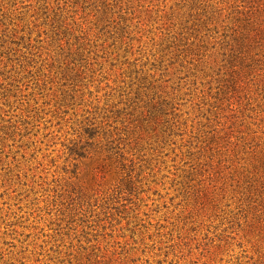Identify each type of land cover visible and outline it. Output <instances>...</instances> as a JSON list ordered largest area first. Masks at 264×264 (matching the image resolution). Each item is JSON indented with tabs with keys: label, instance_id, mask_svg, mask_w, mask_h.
<instances>
[{
	"label": "rangeland",
	"instance_id": "obj_1",
	"mask_svg": "<svg viewBox=\"0 0 264 264\" xmlns=\"http://www.w3.org/2000/svg\"><path fill=\"white\" fill-rule=\"evenodd\" d=\"M0 264H264V0H0Z\"/></svg>",
	"mask_w": 264,
	"mask_h": 264
}]
</instances>
